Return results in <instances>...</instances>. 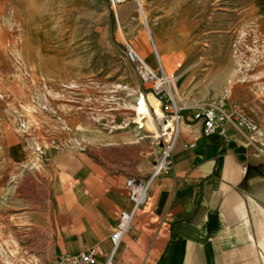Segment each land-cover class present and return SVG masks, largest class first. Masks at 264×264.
Wrapping results in <instances>:
<instances>
[{"label": "crops", "instance_id": "1", "mask_svg": "<svg viewBox=\"0 0 264 264\" xmlns=\"http://www.w3.org/2000/svg\"><path fill=\"white\" fill-rule=\"evenodd\" d=\"M27 1L28 7L20 4L23 7L14 5L12 9L17 7L16 12L34 13L32 19L39 20V0ZM35 4L36 7L30 9V5ZM9 5V0H0L2 18H8ZM26 22H30V16ZM37 44L39 46V42ZM177 51L182 50L173 48L168 53ZM259 51L256 47V52ZM145 58L156 67L151 54ZM36 60L40 61L39 47ZM257 72L258 69L246 72L245 80L232 89L238 87L249 100L253 94L255 100L264 85ZM186 73L188 70L179 78H184ZM211 90L201 89L202 92ZM224 91L227 89L221 92ZM64 93L67 94L65 100L70 103L56 102L55 118L64 119L69 128L75 127L77 132L65 133L63 137L76 141L78 146L58 150L61 135L44 134L39 124L40 112L33 111V120L38 123L33 135L34 146L39 149L29 153L24 136L18 134L3 138L5 143L0 147V173L30 172L40 180L31 192L23 186L0 189L1 198L11 194L19 201L33 199L31 207L23 208L24 213L17 220L34 223L16 225L17 233L23 228L31 233V228L46 226L55 242L47 247L37 245V241L30 246L16 243L17 254L8 256L10 260H3L0 251V260L4 261L0 264H27L26 261L49 264L63 253L79 254L91 246L109 251V236L117 213L131 209L127 180L146 178L160 152L157 128L155 136L134 119L127 125L121 116L123 110L112 109L107 112L110 123H104V128L93 129L88 113L74 111L79 105H88V96L84 95L88 92L68 87ZM143 95L147 101L152 96ZM59 107H65L63 113L59 112ZM154 109L151 104L155 127ZM247 109L240 108L245 112ZM197 112L190 109L184 113L173 170L154 185L146 205L136 213L131 231L117 251L115 264H264V181L258 166L262 164L259 159L264 153L261 144L264 132L259 139L257 133L247 137L230 127L228 137H205L203 123L195 119ZM105 113L100 108L97 111L100 115ZM256 119L253 120L260 130ZM90 131L96 133L88 135ZM191 145L195 148H185ZM5 206L1 201V221L8 219ZM8 237V231L0 228L3 250L10 244Z\"/></svg>", "mask_w": 264, "mask_h": 264}, {"label": "rangeland", "instance_id": "2", "mask_svg": "<svg viewBox=\"0 0 264 264\" xmlns=\"http://www.w3.org/2000/svg\"><path fill=\"white\" fill-rule=\"evenodd\" d=\"M9 1L8 18L0 15V147L5 143L3 138L18 134L24 136L29 153L39 149L34 146L33 135L38 123L33 120V111L40 112L39 124L44 134L61 135L58 150L78 146L76 141L63 137L65 133L77 132L75 127L69 128L64 119L55 118V103H70L64 93L68 87L88 92L84 93L88 96V105H79L74 111L88 113L93 129L110 123L107 112L112 109L123 110L120 114L127 125L131 119L135 121L133 106L140 94L149 92L126 60L128 44L145 60L151 54L154 65L156 49L166 71L173 69L175 60L184 62L178 72V86L188 110L198 111L206 104L223 99L236 110L245 106L250 110L242 111L259 120L257 136L262 138L264 85L255 100L253 94L249 100L242 90L232 87L245 80V73L252 69H258L264 81V0H124L116 7L111 0H39V20L32 19L34 13L16 12L17 7L12 9L20 4L28 7L27 0ZM34 7L36 4L30 5V9ZM38 47L40 61L36 60ZM256 47L260 49L258 53ZM173 48L182 51L168 53ZM186 70L184 78H179ZM203 88L213 90L202 92ZM225 88L227 91L221 92ZM70 95L76 97V94ZM59 108L63 113L65 107ZM99 108L105 115L97 114ZM153 112L157 114L155 109ZM92 132L88 135L96 133ZM261 144L264 150V142ZM259 160L264 181V153ZM9 172L0 173V189L23 186L31 192L40 182L30 172ZM262 193L264 196V189ZM1 201L6 203L8 219L0 220V228L8 231V242L30 246L37 241V245L46 247L55 242L46 226L31 228V233L23 228L17 233L16 225L34 223L17 220L22 217L23 208L31 207L33 199L19 201L10 194L0 197ZM2 247L3 260H10L7 249L10 244L4 250ZM42 255L50 257L47 253Z\"/></svg>", "mask_w": 264, "mask_h": 264}, {"label": "built area", "instance_id": "3", "mask_svg": "<svg viewBox=\"0 0 264 264\" xmlns=\"http://www.w3.org/2000/svg\"><path fill=\"white\" fill-rule=\"evenodd\" d=\"M123 1L111 0L113 7ZM125 56L139 75L145 90L160 103L162 117L154 113L155 127L159 132L156 140L161 146L160 152L146 178L127 180L126 189L131 209L119 210L117 213L114 228L109 236L111 249L104 252L97 246H91L79 254L66 252L49 264H115L117 251L123 238L130 233L136 213L146 205L154 185L173 170L174 151L181 133V122L188 110L178 86V72L183 68L184 62L175 60L173 69L166 71L158 51L154 49L155 69L129 44L125 46ZM195 119L203 123L205 137H228L230 127L247 137L253 136L259 130L258 124L252 118L244 111L228 106L224 99L201 107ZM185 148L193 149L195 145Z\"/></svg>", "mask_w": 264, "mask_h": 264}, {"label": "bare ground", "instance_id": "4", "mask_svg": "<svg viewBox=\"0 0 264 264\" xmlns=\"http://www.w3.org/2000/svg\"><path fill=\"white\" fill-rule=\"evenodd\" d=\"M144 21L147 24L145 17H144ZM148 101L152 104V106H154V108L157 112V114L156 113L155 114L159 117H162L159 101L157 99L155 100V98L153 96H150L148 98ZM148 101H147V97H145L144 95L140 94L138 96L136 103L133 106V109L135 110V122L139 126H146L149 130H151L152 132H155L157 135L156 127H154V125H153V118H152V115L150 113ZM9 242H10V247H9L10 254L12 256H15L17 254V247H16L17 245H16V243H11V241H9Z\"/></svg>", "mask_w": 264, "mask_h": 264}, {"label": "trees", "instance_id": "5", "mask_svg": "<svg viewBox=\"0 0 264 264\" xmlns=\"http://www.w3.org/2000/svg\"><path fill=\"white\" fill-rule=\"evenodd\" d=\"M150 94V93H147V95Z\"/></svg>", "mask_w": 264, "mask_h": 264}]
</instances>
